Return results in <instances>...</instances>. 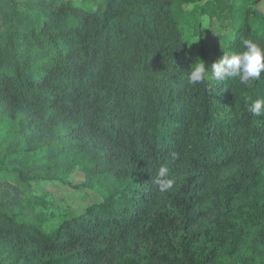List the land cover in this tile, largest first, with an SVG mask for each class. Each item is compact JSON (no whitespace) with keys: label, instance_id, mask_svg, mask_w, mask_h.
I'll use <instances>...</instances> for the list:
<instances>
[{"label":"trees","instance_id":"obj_1","mask_svg":"<svg viewBox=\"0 0 264 264\" xmlns=\"http://www.w3.org/2000/svg\"><path fill=\"white\" fill-rule=\"evenodd\" d=\"M199 1L0 0V179L37 216L0 198V264H264V72L186 80L264 47V0H227L210 53L183 23ZM75 170L100 200L62 219L38 191Z\"/></svg>","mask_w":264,"mask_h":264},{"label":"rangeland","instance_id":"obj_2","mask_svg":"<svg viewBox=\"0 0 264 264\" xmlns=\"http://www.w3.org/2000/svg\"><path fill=\"white\" fill-rule=\"evenodd\" d=\"M187 8L189 14L183 21L188 28L187 41L197 53L201 44H205L208 53L212 52V47L217 46L212 39L220 43L223 33L230 28L227 0H201ZM205 18L207 23L204 22ZM230 31L231 29L228 30ZM193 37L200 40L191 44ZM217 52L219 56L224 54L220 47ZM85 182V177L75 170L66 183L43 182L38 196L51 199L58 211L62 212V219L77 217L83 214L89 205L100 200L95 189ZM0 198L4 208H22L29 216L37 217L33 209L25 208L26 198L13 180L0 179Z\"/></svg>","mask_w":264,"mask_h":264},{"label":"clouds","instance_id":"obj_3","mask_svg":"<svg viewBox=\"0 0 264 264\" xmlns=\"http://www.w3.org/2000/svg\"><path fill=\"white\" fill-rule=\"evenodd\" d=\"M207 23V19L204 20ZM200 39L192 38L191 44ZM243 49L236 54L224 55L215 61L210 68L202 58H197L191 64L186 73V80L189 85L195 86L200 83H207L209 90L215 82L224 81L227 78L236 77L242 85L248 86L258 80L264 72V47L258 46L251 40H243ZM248 111L255 116H264V100L252 101L249 98ZM169 169L166 165L160 167L154 181L161 192L169 191L175 184V178L168 177Z\"/></svg>","mask_w":264,"mask_h":264}]
</instances>
